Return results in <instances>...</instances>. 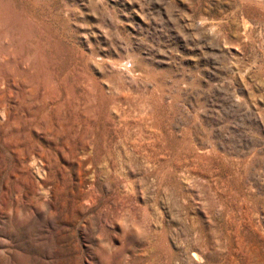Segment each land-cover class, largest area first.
I'll use <instances>...</instances> for the list:
<instances>
[{"label":"rangeland","instance_id":"obj_1","mask_svg":"<svg viewBox=\"0 0 264 264\" xmlns=\"http://www.w3.org/2000/svg\"><path fill=\"white\" fill-rule=\"evenodd\" d=\"M0 264H264V0H0Z\"/></svg>","mask_w":264,"mask_h":264},{"label":"clouds","instance_id":"obj_2","mask_svg":"<svg viewBox=\"0 0 264 264\" xmlns=\"http://www.w3.org/2000/svg\"><path fill=\"white\" fill-rule=\"evenodd\" d=\"M137 231H142L139 227H137Z\"/></svg>","mask_w":264,"mask_h":264}]
</instances>
